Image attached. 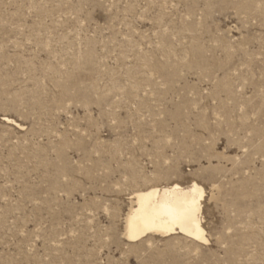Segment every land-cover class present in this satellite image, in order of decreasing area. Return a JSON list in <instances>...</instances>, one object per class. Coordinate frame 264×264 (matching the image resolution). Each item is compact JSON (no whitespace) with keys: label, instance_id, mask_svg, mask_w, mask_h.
Returning a JSON list of instances; mask_svg holds the SVG:
<instances>
[{"label":"rangeland","instance_id":"1","mask_svg":"<svg viewBox=\"0 0 264 264\" xmlns=\"http://www.w3.org/2000/svg\"><path fill=\"white\" fill-rule=\"evenodd\" d=\"M193 182L206 242L125 240ZM0 264H264V0H0Z\"/></svg>","mask_w":264,"mask_h":264},{"label":"bare ground","instance_id":"2","mask_svg":"<svg viewBox=\"0 0 264 264\" xmlns=\"http://www.w3.org/2000/svg\"><path fill=\"white\" fill-rule=\"evenodd\" d=\"M202 193L194 182L184 188L173 184L135 193L134 207L125 217V240L137 243L153 236L180 234L197 243L206 242L201 226Z\"/></svg>","mask_w":264,"mask_h":264}]
</instances>
